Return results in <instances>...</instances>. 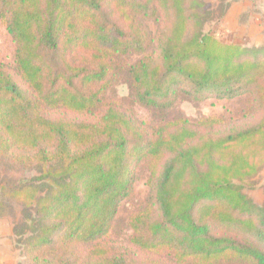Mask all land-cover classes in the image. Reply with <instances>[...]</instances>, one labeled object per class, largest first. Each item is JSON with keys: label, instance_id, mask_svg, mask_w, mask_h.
I'll return each mask as SVG.
<instances>
[{"label": "trees", "instance_id": "obj_1", "mask_svg": "<svg viewBox=\"0 0 264 264\" xmlns=\"http://www.w3.org/2000/svg\"><path fill=\"white\" fill-rule=\"evenodd\" d=\"M209 17L204 0H0V160L39 181L5 191L32 211L30 264H264V205L239 185L264 169V48ZM181 98L231 107L190 119Z\"/></svg>", "mask_w": 264, "mask_h": 264}, {"label": "rangeland", "instance_id": "obj_2", "mask_svg": "<svg viewBox=\"0 0 264 264\" xmlns=\"http://www.w3.org/2000/svg\"><path fill=\"white\" fill-rule=\"evenodd\" d=\"M210 11V17L205 25L206 32H212L225 43L241 44L248 48H264L251 41L247 37L248 31L256 36L262 33L264 27V0H249V5L243 8L241 15L233 16L227 21V15L236 0H204ZM238 3L243 0H237ZM247 10V11H246ZM254 13L253 17L250 15ZM250 17V18H249ZM150 33L154 34L155 27L152 23L143 20ZM260 23V24H259ZM258 26V27H257ZM254 28V29H253ZM253 29V30H252ZM15 48L5 25L0 22V62L12 65L14 63ZM142 56L132 57L136 61ZM130 94L128 87L119 84L109 97L119 101ZM137 116L148 123L153 122L151 112L140 104H133ZM231 106L224 102L208 100L203 103H194L181 98L176 104L175 113L190 119L201 117H220L225 114ZM38 173L32 170H24L8 166L0 160V264H30L24 254V244L29 237L28 219L31 216V209L23 203L10 199L6 190L25 186L26 184L38 183ZM148 174L143 173V179L138 185V193L135 202L121 208L122 224L121 229L115 235L116 239L124 241L131 231L128 228L127 220L132 212L144 204L148 195L147 185ZM243 192L256 204L264 205V169L253 179L239 183Z\"/></svg>", "mask_w": 264, "mask_h": 264}, {"label": "crops", "instance_id": "obj_3", "mask_svg": "<svg viewBox=\"0 0 264 264\" xmlns=\"http://www.w3.org/2000/svg\"><path fill=\"white\" fill-rule=\"evenodd\" d=\"M249 2H251V1H249V0H243V2L240 1V2L238 3V1L236 0L235 3L232 4L231 9H230V11H229V13H228V15H227V21H228V20L231 21V19H232L233 16H235V15H236V17L239 16V15H241V13L243 12V8H244L245 6H246V8H247V6L249 5ZM246 11H247V10H246ZM253 15H254V13H252V14L250 15V17H253ZM250 17H249V18H250ZM253 18H255V16H254ZM259 24H260V23H259ZM257 27H258V26H257ZM253 29H254V28H253ZM253 29H252V30H253ZM257 29H262V33H259V35L256 36L255 33H253V32H249V31H248L247 37H248L249 40L251 39V41H254V40H255V43H256L257 45L260 44V45L263 47V46H264V27H263V28L258 27V28H256V29L253 30V31L256 32Z\"/></svg>", "mask_w": 264, "mask_h": 264}]
</instances>
